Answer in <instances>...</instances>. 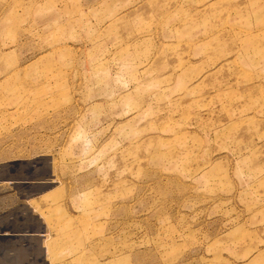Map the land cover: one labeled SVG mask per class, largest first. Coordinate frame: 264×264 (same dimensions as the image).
Listing matches in <instances>:
<instances>
[{
    "label": "rangeland",
    "instance_id": "obj_1",
    "mask_svg": "<svg viewBox=\"0 0 264 264\" xmlns=\"http://www.w3.org/2000/svg\"><path fill=\"white\" fill-rule=\"evenodd\" d=\"M48 157L57 264H264V0H0V161Z\"/></svg>",
    "mask_w": 264,
    "mask_h": 264
},
{
    "label": "crops",
    "instance_id": "obj_2",
    "mask_svg": "<svg viewBox=\"0 0 264 264\" xmlns=\"http://www.w3.org/2000/svg\"><path fill=\"white\" fill-rule=\"evenodd\" d=\"M48 158L46 170L36 158L0 161V185L11 188L0 196V264H57L61 257L60 199H44L58 186Z\"/></svg>",
    "mask_w": 264,
    "mask_h": 264
}]
</instances>
